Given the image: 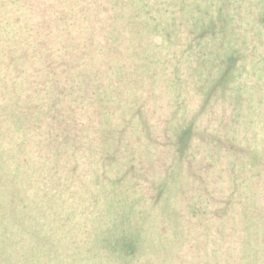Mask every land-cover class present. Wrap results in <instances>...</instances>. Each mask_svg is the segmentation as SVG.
Returning <instances> with one entry per match:
<instances>
[{"label":"trees","instance_id":"trees-1","mask_svg":"<svg viewBox=\"0 0 264 264\" xmlns=\"http://www.w3.org/2000/svg\"><path fill=\"white\" fill-rule=\"evenodd\" d=\"M139 1L0 0V264L109 263L98 242L103 228L84 255L60 250L68 239L50 226L61 221L53 204L65 190L54 174L92 171L114 184L130 177L145 190L168 176L178 109L162 98L160 70L143 64L158 53ZM178 120L186 136L187 121ZM247 170L264 179V150ZM205 181L213 186L205 185L208 205L220 180ZM47 244L54 263L45 262Z\"/></svg>","mask_w":264,"mask_h":264},{"label":"rangeland","instance_id":"rangeland-1","mask_svg":"<svg viewBox=\"0 0 264 264\" xmlns=\"http://www.w3.org/2000/svg\"><path fill=\"white\" fill-rule=\"evenodd\" d=\"M141 1L158 53L143 64L160 70L162 98L178 109L168 176L145 190L130 177L114 184L92 171L54 174L65 190L53 204L61 221L50 226L68 239L60 250L84 255L103 228L108 264H264V179L244 174L264 150V0ZM182 117L186 136L176 128ZM211 174L220 190L206 205ZM48 244L45 262L54 263Z\"/></svg>","mask_w":264,"mask_h":264}]
</instances>
